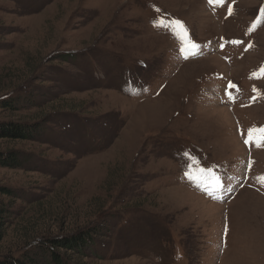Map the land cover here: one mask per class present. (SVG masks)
<instances>
[{
    "label": "rangeland",
    "instance_id": "374dc122",
    "mask_svg": "<svg viewBox=\"0 0 264 264\" xmlns=\"http://www.w3.org/2000/svg\"><path fill=\"white\" fill-rule=\"evenodd\" d=\"M8 125L0 260L264 264V0H0Z\"/></svg>",
    "mask_w": 264,
    "mask_h": 264
},
{
    "label": "trees",
    "instance_id": "16d2710c",
    "mask_svg": "<svg viewBox=\"0 0 264 264\" xmlns=\"http://www.w3.org/2000/svg\"><path fill=\"white\" fill-rule=\"evenodd\" d=\"M40 128L34 125H22V126H14L8 125L6 127L0 128V139H13V140H34L37 134L39 133ZM16 163V159L13 155L5 156L0 155V165H4L6 167H12L13 164ZM0 192L3 194L11 195L6 190L0 189ZM8 211L4 208H0V240L2 239V230L4 223L7 222L5 220L8 217ZM94 232L86 231V233L81 234L80 237H74L71 240H67V242L63 243L65 246L72 247L83 255L86 250L89 249V245L92 243ZM99 235V234H98ZM101 234L100 236H102ZM53 244H57L59 242L53 241ZM68 245H67V244ZM40 251V250H39ZM34 252L32 254H24L19 257H8L6 259L0 260V264H63L62 259L59 254L55 253L52 248H48V250L41 249L40 252ZM43 260L40 261L39 257Z\"/></svg>",
    "mask_w": 264,
    "mask_h": 264
},
{
    "label": "snow or ice",
    "instance_id": "6c2138e0",
    "mask_svg": "<svg viewBox=\"0 0 264 264\" xmlns=\"http://www.w3.org/2000/svg\"><path fill=\"white\" fill-rule=\"evenodd\" d=\"M177 35L179 36L178 33H177ZM181 44H183V39H182V38H181ZM180 51L183 52L184 49L181 48ZM258 131H259L261 137L264 138V128L259 129ZM253 132H254L253 129H248V139H245V140H244V143H245V144H250V143L253 142V140H252ZM258 146H259V144H258ZM195 163H196V161L193 160V164H195ZM201 171H204V170L201 169ZM185 174L188 175L190 179H195V177H192V176L190 175V173H185Z\"/></svg>",
    "mask_w": 264,
    "mask_h": 264
},
{
    "label": "bare ground",
    "instance_id": "6f19581e",
    "mask_svg": "<svg viewBox=\"0 0 264 264\" xmlns=\"http://www.w3.org/2000/svg\"><path fill=\"white\" fill-rule=\"evenodd\" d=\"M224 111V110H223ZM219 115V114H218ZM187 191V190H186ZM214 207H216L215 205H214Z\"/></svg>",
    "mask_w": 264,
    "mask_h": 264
}]
</instances>
